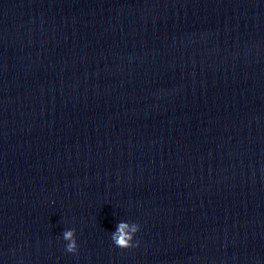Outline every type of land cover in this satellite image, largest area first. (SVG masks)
<instances>
[{"label":"clouds","instance_id":"clouds-1","mask_svg":"<svg viewBox=\"0 0 264 264\" xmlns=\"http://www.w3.org/2000/svg\"><path fill=\"white\" fill-rule=\"evenodd\" d=\"M140 230V226L137 223L129 225L127 222H120L115 232L111 234V239L114 245L121 249H128L138 246L137 243H133L135 234ZM63 240L66 241L65 250L68 253H76L78 245L76 242L75 229L64 230Z\"/></svg>","mask_w":264,"mask_h":264}]
</instances>
